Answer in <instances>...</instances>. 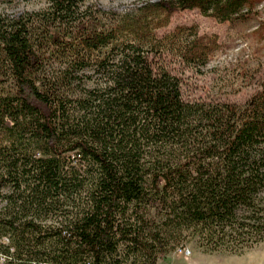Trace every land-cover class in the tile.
<instances>
[{
  "label": "trees",
  "instance_id": "trees-1",
  "mask_svg": "<svg viewBox=\"0 0 264 264\" xmlns=\"http://www.w3.org/2000/svg\"><path fill=\"white\" fill-rule=\"evenodd\" d=\"M87 1L0 14V264H156L182 240L263 242L264 78L241 104L185 100L150 60L204 65L215 39L155 31L192 9L243 22L249 0Z\"/></svg>",
  "mask_w": 264,
  "mask_h": 264
},
{
  "label": "rangeland",
  "instance_id": "rangeland-1",
  "mask_svg": "<svg viewBox=\"0 0 264 264\" xmlns=\"http://www.w3.org/2000/svg\"><path fill=\"white\" fill-rule=\"evenodd\" d=\"M146 1L157 0H88L87 3L95 8L124 12ZM249 2V18L243 22H217L192 9L172 13L167 26L155 31V36L160 37L177 26H191L196 35L216 41L217 48L201 66L185 64L167 53L150 55L153 68L162 66L179 79L183 99L241 104L258 88L264 78V0ZM45 6V0H1L0 14L17 16ZM259 197L264 207V188ZM156 264H264V241L235 252H207L196 241L182 240L165 256L158 257Z\"/></svg>",
  "mask_w": 264,
  "mask_h": 264
},
{
  "label": "built area",
  "instance_id": "built-area-1",
  "mask_svg": "<svg viewBox=\"0 0 264 264\" xmlns=\"http://www.w3.org/2000/svg\"><path fill=\"white\" fill-rule=\"evenodd\" d=\"M185 253V252H184Z\"/></svg>",
  "mask_w": 264,
  "mask_h": 264
}]
</instances>
